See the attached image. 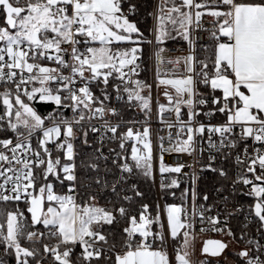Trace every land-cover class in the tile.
I'll return each mask as SVG.
<instances>
[{
  "label": "snow or ice",
  "instance_id": "obj_1",
  "mask_svg": "<svg viewBox=\"0 0 264 264\" xmlns=\"http://www.w3.org/2000/svg\"><path fill=\"white\" fill-rule=\"evenodd\" d=\"M0 264H264V0H0Z\"/></svg>",
  "mask_w": 264,
  "mask_h": 264
},
{
  "label": "built area",
  "instance_id": "obj_2",
  "mask_svg": "<svg viewBox=\"0 0 264 264\" xmlns=\"http://www.w3.org/2000/svg\"><path fill=\"white\" fill-rule=\"evenodd\" d=\"M180 45H173V46H169L168 47H180ZM142 77H143V74H142ZM149 82H151V75L149 74ZM161 102H165L163 101V99L161 98ZM153 127H157V125H153ZM165 161L166 163L168 164H176V163H179V162H187L189 164H191L193 161L192 159L187 156V155H176V154H172V155H169V154H165ZM184 171H189V169H185ZM183 187H185L186 185H182ZM155 192H156V196H157V201L161 204V206H163L164 204V201L163 199H160L159 198V189L158 187L155 188ZM208 238H219V237H214L213 234L209 233L207 235H204V236H201L200 237V241H198V246H199V243H201L204 239H208Z\"/></svg>",
  "mask_w": 264,
  "mask_h": 264
},
{
  "label": "trees",
  "instance_id": "obj_3",
  "mask_svg": "<svg viewBox=\"0 0 264 264\" xmlns=\"http://www.w3.org/2000/svg\"><path fill=\"white\" fill-rule=\"evenodd\" d=\"M141 20H142V24H143V26H147V24H150L151 23V21L149 20L148 22H147V24H144L143 23V17H141ZM181 44V42H179V41H170L169 43H168V45L169 46H173V45H180ZM144 75V74H143ZM148 79H149V75H148ZM37 108H38V110L41 112V113H46L47 111H50L51 109H50V107L49 106H45V105H37ZM209 182L207 181V177L205 176V180H204V182H203V185H207ZM181 187H183V186H181ZM146 191H148V189L146 188L145 189ZM177 194L179 195V191L177 190ZM148 195H149V199L153 202V204H155L156 202H158L157 201V196H156V192H155V188H153L151 191H149L148 192ZM165 199L167 200V202L168 203H171V202H173V199H172V197H166V198H164L163 199V201L165 202ZM177 203L179 202L178 200L176 201Z\"/></svg>",
  "mask_w": 264,
  "mask_h": 264
}]
</instances>
